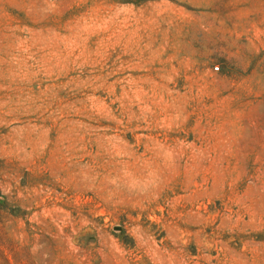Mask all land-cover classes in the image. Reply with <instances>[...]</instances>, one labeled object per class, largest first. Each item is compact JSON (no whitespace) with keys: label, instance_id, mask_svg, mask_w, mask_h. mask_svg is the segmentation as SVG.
<instances>
[{"label":"rangeland","instance_id":"rangeland-1","mask_svg":"<svg viewBox=\"0 0 264 264\" xmlns=\"http://www.w3.org/2000/svg\"><path fill=\"white\" fill-rule=\"evenodd\" d=\"M0 264H264V0H0Z\"/></svg>","mask_w":264,"mask_h":264},{"label":"built area","instance_id":"built-area-1","mask_svg":"<svg viewBox=\"0 0 264 264\" xmlns=\"http://www.w3.org/2000/svg\"><path fill=\"white\" fill-rule=\"evenodd\" d=\"M217 67H215V69H216Z\"/></svg>","mask_w":264,"mask_h":264}]
</instances>
